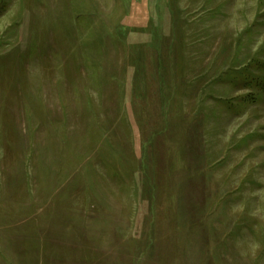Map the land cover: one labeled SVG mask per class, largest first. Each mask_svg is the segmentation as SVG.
<instances>
[{
	"label": "rangeland",
	"instance_id": "374dc122",
	"mask_svg": "<svg viewBox=\"0 0 264 264\" xmlns=\"http://www.w3.org/2000/svg\"><path fill=\"white\" fill-rule=\"evenodd\" d=\"M264 0H0V264H264Z\"/></svg>",
	"mask_w": 264,
	"mask_h": 264
},
{
	"label": "trees",
	"instance_id": "16d2710c",
	"mask_svg": "<svg viewBox=\"0 0 264 264\" xmlns=\"http://www.w3.org/2000/svg\"><path fill=\"white\" fill-rule=\"evenodd\" d=\"M258 86L260 87V89H262V91L264 92V83H262L261 85L258 84Z\"/></svg>",
	"mask_w": 264,
	"mask_h": 264
}]
</instances>
